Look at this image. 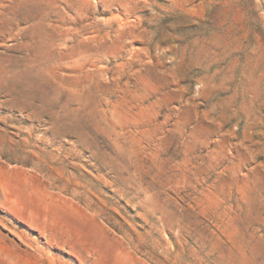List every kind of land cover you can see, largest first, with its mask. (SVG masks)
I'll return each instance as SVG.
<instances>
[{
	"label": "rangeland",
	"instance_id": "1",
	"mask_svg": "<svg viewBox=\"0 0 264 264\" xmlns=\"http://www.w3.org/2000/svg\"><path fill=\"white\" fill-rule=\"evenodd\" d=\"M0 264H264V0H0Z\"/></svg>",
	"mask_w": 264,
	"mask_h": 264
}]
</instances>
